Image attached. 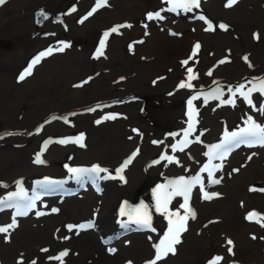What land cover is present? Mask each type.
I'll return each mask as SVG.
<instances>
[{
    "label": "rangeland",
    "instance_id": "1",
    "mask_svg": "<svg viewBox=\"0 0 264 264\" xmlns=\"http://www.w3.org/2000/svg\"><path fill=\"white\" fill-rule=\"evenodd\" d=\"M254 1L237 0L231 7L226 6L227 10L234 7L241 9L240 12H235L239 16L234 13L229 15L241 26L247 27L243 35L235 30L237 28L235 24L226 19L223 24L226 28L220 27L222 23L214 15V0H199V6H192L191 10L177 6L182 0H174V2L152 0L149 6H143V0H106L101 7H97V0H5V3L0 5V41L5 44L0 42V61L6 62L10 57V55L1 56L2 52L20 53L19 59L4 73L3 77H11L9 83L15 82L14 84L20 87L27 77L29 81L32 76L38 74L40 68L51 69L57 65L65 67L62 66L63 59L69 60L71 65L70 73L56 82L52 81V77L45 76L47 79L45 83L29 82L27 84H31L30 86L26 84L19 90L16 88L15 92L18 93L26 87V95L21 98L22 100L20 99L26 104L20 111H14L8 119L9 125L26 123L32 118L39 117L56 103L73 102L79 105L97 102L107 99L106 96L117 94L108 98H123L124 101L118 106L90 115L86 117L88 120L82 117V120L96 124L100 121L99 123L103 124L106 117L114 116L115 118L110 120L118 124L120 165L122 166L133 152H137L123 172L133 166L135 159L142 164L141 168L144 166L157 171L154 180L142 183L148 185L147 188L145 187L144 190L138 188L130 195L132 219L123 215L121 222H116L114 227L112 224L102 230L100 243L105 250L99 253L96 260L101 258L107 260L108 255L113 256L117 252L115 264H148L155 259L154 245L160 244L161 240L165 239L171 220L173 227L183 223L186 230L180 232V242L173 245L175 252H169L156 264H166L167 260L169 261L167 264H210L216 256L222 257L219 264H253L246 262V259L248 258L249 261L256 253L263 255L260 264H264V227L261 226L264 221L257 223L255 218L252 220L247 218L248 213L253 211L264 216L262 204L264 201L258 206L250 205L255 193L264 195L262 184L264 178L257 180L259 172L262 174L264 170L260 168L257 170L254 181L243 182L247 178L245 176L239 181L240 183L237 182L236 201L231 202V195L226 196L224 192H221L223 196L220 192L214 196V200L222 198L221 201L231 202L230 205L240 220L236 233L230 230L221 233L218 230L222 226L217 222H221V216L225 212L216 211L211 217L208 213L211 201L205 199L204 195L205 189L208 188L206 186L208 171L204 166L212 162L213 158L216 161L221 157L223 162L221 179H224L225 172L229 177L245 174L237 168L239 162L236 158V163H224L225 159L222 160L226 152L224 146L220 148L213 146L220 145L226 139V134L230 135L234 132L239 134L242 129L248 128L249 124L242 128L237 127L240 123L239 119L243 116H255L261 119L264 125V111L261 110L264 108L262 85L253 84L254 88L231 93L215 84L216 81L224 79H215L216 77L229 76L238 65L244 69L242 76L261 72L257 71L256 60L242 59L243 55H251L249 42L264 41V0L260 1L256 12L251 11ZM223 2L227 4V0ZM9 9L13 12L14 21L5 28L2 22ZM41 12L47 16L46 19L39 15ZM89 12L92 14L88 15ZM242 12L247 13L246 19L241 17ZM149 13L153 14L152 19L148 18ZM156 13H159L158 17ZM28 17L34 22L28 23L26 20ZM209 24L212 25L211 30H208ZM114 27L118 29L117 32L111 31ZM106 32L109 35L105 38ZM131 32H133L132 42ZM226 35L234 43H225ZM101 40L105 41L103 54L98 55L97 49L101 47ZM170 40L177 42L167 49L168 53L160 57L161 60H169L165 64L153 66L157 55L149 52V47L155 42L159 44V41L164 47ZM197 43L200 45L195 52L198 71L203 73L208 83L215 81L213 89L210 93L202 89L195 94L192 92L194 86L185 87V95L180 98L184 107L181 116L174 118V124L166 127L157 115L162 111L160 92L165 90L176 94L179 89L173 86L161 87L167 76L160 74L159 70L178 56L185 54L187 50H193ZM65 44L68 47H64ZM34 46L35 49L31 51ZM25 47L27 49L23 51ZM61 48L62 51L59 50ZM49 49H52L51 53L43 56L40 62L33 66L31 74L20 80V75L33 59ZM51 64L52 66L49 67ZM150 72L158 73L155 79L148 78ZM193 76L195 79L189 82L197 79L196 73ZM148 83L151 87L146 86ZM124 88L130 91L124 93L122 92ZM73 92H78L77 97L67 100L66 96H70ZM186 95H190L193 100L191 106L185 99ZM164 107L162 106V109ZM73 121L78 125V121ZM168 130H173V133ZM173 134L174 139L170 142ZM82 135L86 140V134ZM245 138L249 142L241 143L238 154L246 152L242 155H250L249 163L254 158L257 159L259 167L264 165L262 162L264 145L253 142L252 137L245 135ZM173 146H176L175 151ZM161 156H172L174 159L169 162L162 160ZM154 161L159 163H153ZM245 168L246 166L243 167ZM202 175L205 177L203 183L193 181V178L200 179ZM124 177L126 178L125 175ZM181 177L191 182L190 190L185 194H176V191L182 190L184 186L171 182ZM211 177L217 180L218 175L213 172ZM12 187L18 192L21 184H14ZM212 193H214L213 189ZM248 194V203H246ZM185 195L188 197L187 204H185ZM32 197L39 200L40 195L36 194ZM158 202L160 210H157ZM142 204L146 206L143 211H147L151 216L150 229L135 223L137 216L135 209L140 208ZM186 208H191L195 212L194 219L186 213ZM3 212L5 210L2 208L0 213ZM181 217H186V221H182ZM242 223L245 224L243 236L242 232H239ZM208 226L214 231L207 232ZM75 229L76 226H73L68 234H74ZM109 229H112L111 233ZM125 229L129 230L121 234ZM193 231L198 235L197 238L201 235V251H198L196 243L193 248L189 245V242H194L189 237ZM130 235L135 237L129 239ZM110 237L116 240L107 242ZM228 240L232 241L231 245L227 243ZM114 242L118 243V248L113 247ZM229 248L232 249L231 253L228 251ZM13 250L15 259L18 254L15 248ZM5 260L8 262L7 255Z\"/></svg>",
    "mask_w": 264,
    "mask_h": 264
},
{
    "label": "bare ground",
    "instance_id": "2",
    "mask_svg": "<svg viewBox=\"0 0 264 264\" xmlns=\"http://www.w3.org/2000/svg\"><path fill=\"white\" fill-rule=\"evenodd\" d=\"M223 1L214 0V15L222 24L226 20L235 24L237 26L235 30L243 35L247 31V27L241 26L229 15V13H234L239 16L235 12H240L241 9L238 8V10L234 7V9L227 10ZM260 1L255 0L253 2L251 11L256 12ZM151 4L152 0H143V6ZM241 17L246 19L247 13L242 12ZM26 20L28 23L34 22L29 17ZM13 21V12L9 9L7 16L4 15L2 26L6 28ZM130 39L132 42L133 32L130 33ZM0 42L4 44L3 41ZM176 42L177 40H170L162 47V43L159 41V44L155 42L153 46L149 47L148 51L157 55L153 61V66L165 64L169 60H161L160 57L168 53L167 49ZM225 43L234 42L226 35ZM248 47L251 50V55H243L242 59L247 57V60H256L258 62L257 71H261L258 74L255 72L254 74L242 76L244 69L239 67V65V68L233 65L237 69L232 74L216 77L215 79H224H220L216 83L215 81L208 83L203 77V73L198 71L196 56L191 49L162 67L159 73L167 77L161 87L169 88L173 86L179 89L176 94L165 92V90L160 92L162 95L159 97L160 110L162 111L157 115L164 125L166 127L173 125L174 118L181 116L184 107L180 98L185 95V87H179L182 82L190 83L192 87L194 86L192 92L195 94L202 89L210 93L214 83L219 85L221 89L231 93L254 88L253 84L262 85L261 82L264 81V41L249 42ZM26 49L27 47L23 51ZM34 49L35 46L31 51ZM9 55L10 57L6 62L0 61V201L6 202L0 205V210L2 208L5 210V212L0 213V227H7L12 223L17 208L22 212H26V214L16 215V225L9 228L7 232L0 233V264H33V262L35 264H107V262L115 264L117 252L113 256L108 255L107 260L103 258L100 260L95 259L99 257V253L105 250L100 243V234H102L103 229L108 228L112 224L114 227V222L122 216V206L124 215H132L130 195L138 188L142 190L145 187L147 188L148 185H143L142 183L154 180L157 177V171L144 166L141 168L142 164L135 159L133 166L120 174L123 177L124 175L126 176V178L124 177L121 180L116 172L121 167L117 122L106 119L103 124H96L86 122L82 120V117L88 120L86 117L116 107L124 99L108 98L117 96V94H113L106 96L107 99L80 103L79 105L73 102L56 103L51 106L49 111L42 113L41 116L32 118L26 123H16L11 126L8 119L13 115L14 111H20L26 104L21 102L26 95V87H23L18 93L15 92L16 88L19 90L29 82H32V84L45 83L47 76L52 77V81L56 82L70 73L71 65L69 60L63 59L64 64L62 66L65 65V67L57 65L51 69L40 68L38 74L36 73L32 76L31 80L28 81L27 77L24 83L17 87L18 84H14L15 82L9 83L11 77H3L6 69L11 67L20 57L19 52L16 54L1 53V56L4 57ZM185 60H187V64L182 63ZM38 66L37 68H39ZM51 66L52 64L49 67ZM189 68L192 69L191 73L188 72ZM205 72L206 68L204 69ZM195 73L197 74V79L189 82V77ZM156 75H158L157 72H150L148 78L155 79ZM30 85L27 84V86ZM146 86L151 87L149 83ZM129 91L130 89L128 88L122 90L124 93ZM77 94L78 92H73L70 96H66V99L75 98ZM185 99L187 102L192 100L190 95H186ZM162 106H165L164 109H162ZM249 117L255 124L264 128L261 119L255 116H243V118L239 119L240 123L237 127L242 128L248 125ZM73 120L78 121V125ZM168 131L171 134L173 133V130ZM82 134H86V140L83 139L82 141L83 146L75 142H59L61 140L74 141L76 137ZM173 139L174 134L170 137V142ZM238 147L233 145L228 150L227 145H224L226 152L222 156V160L225 159L224 163L226 164H233L238 160L237 168H240L245 174H236L233 177L231 176V178L225 172L224 179H221L220 174L223 172V162L220 156L216 161L213 158L212 162L204 166L206 171H208L206 186L211 190L206 188L205 193L211 195L213 194V189L214 193L224 192L226 196L231 195V202L236 201L237 182L240 183L239 181L245 176L247 178L243 182L254 181L257 170L259 168L264 170V165L258 166L257 159L253 158L252 162L249 163L251 160L250 155H242L246 152L239 155L238 150L240 148ZM38 154L41 155L44 163L38 164L35 162ZM262 162H264V156ZM93 166H99L107 169V171L99 174L87 171ZM244 166H246L245 169H243ZM69 169L84 171L73 173ZM213 172L218 175L217 180L220 183H210V179L214 180V178L209 177V173L212 174ZM87 175L91 176L84 178ZM258 178H264V173L260 174L259 172L257 180ZM204 180L205 177L202 175L198 182L203 183ZM14 184H21L18 192L14 191L12 187ZM262 184L264 185V182ZM36 194L40 195L39 200L32 197ZM221 194L223 196V193ZM10 196L12 199L9 200ZM248 196L249 194L247 195L246 203H248ZM221 199L214 200V196H212L211 200L209 199L211 202L209 203L208 213L212 217L216 211L225 212L221 216V222H217L218 225L222 226L218 230L221 233H224V230L236 233L240 220L235 215V211L230 205L231 202L229 203L227 200L221 201ZM261 201H264V195L255 193L250 205L253 207L258 206ZM262 204L264 206V203ZM7 205L12 206L9 207ZM53 208L57 209V211L53 212ZM37 213L40 214L38 215ZM89 223L93 225L91 228L78 227ZM69 225L76 226L74 234H68ZM244 226L245 224L242 223L239 231L242 232V236L245 233ZM111 230L109 229V233H111ZM208 231L214 230L208 226ZM197 236L195 231L189 235L190 239L194 241L192 243L189 242V245L193 248L196 243L198 251H201V235L198 238ZM133 237L135 235H130L129 239ZM114 240L116 239L110 237L107 242ZM120 243L121 241H119ZM113 247L118 248V243L115 244L114 242ZM14 248L18 254L15 259ZM65 252L67 254L61 256V253ZM6 255L8 262L5 260ZM262 258L263 255L256 253L249 261L247 258L246 262L260 264L263 261ZM19 259L21 261H18ZM168 262L167 260L166 264Z\"/></svg>",
    "mask_w": 264,
    "mask_h": 264
},
{
    "label": "snow or ice",
    "instance_id": "3",
    "mask_svg": "<svg viewBox=\"0 0 264 264\" xmlns=\"http://www.w3.org/2000/svg\"><path fill=\"white\" fill-rule=\"evenodd\" d=\"M105 2H106V0H97V7L103 6V4ZM173 2H174V0H173ZM236 2H237V0H227L226 6L227 7H231ZM4 3H5V0H0V5H2ZM177 6L184 7V8H186V10H191L192 6H195V7L199 6V0H182V2L180 4H178ZM93 11H95V9H93ZM91 14L92 13L89 12L88 15H91ZM39 15L44 16L45 19L47 18V16L43 12L39 13ZM155 15L158 17L159 13H156ZM148 18L152 19L153 18V14L149 13L148 14ZM201 19H203V17H201ZM220 27L221 28H226V26L223 25V24H221ZM211 29H212V25L209 24L208 30H211ZM111 31L112 32H117L118 29L114 27V28L111 29ZM104 35H105V38H106L109 35V33L106 32ZM104 43H105V41L101 40V47L99 49H97V54L98 55H102L103 54L102 53V49H103ZM64 47H68V45L65 44ZM199 47H200L199 43L194 45L193 54H195L196 50H198ZM59 50L62 51L63 48H61ZM51 51H52V49H49L47 52H42V53H40V55H38L36 58H34L32 63L29 64L28 68L24 71V73H22L20 75L19 79L23 80L25 78V76L30 75L33 66L35 64L39 63L43 56L50 54ZM245 59L247 60V57H245ZM182 63L187 64V60L183 61ZM188 72L191 73L192 69L189 68ZM191 79H195V77L194 76H190L189 80H191ZM261 84H262V90H264V81H262ZM179 87H192V85L190 83H183L182 82L179 85ZM245 98H247V96ZM193 99H195V97H193ZM225 102H227V101H225ZM249 102L251 103V101H249ZM188 103L191 106L192 100H189ZM261 110L264 111V108H262ZM106 118L107 119H114L115 117L114 116H108ZM99 122L100 121H97V123H99ZM190 127H191V125H190ZM37 131H39V129H37ZM9 134H11V133H9ZM187 134L188 133L186 132L185 135H187ZM245 135L247 137L254 138L253 142L260 143V144L264 145V128H261L259 125L255 124V122H253L251 120V117H249V127L248 128L242 129L241 133H239V134L235 133V132L231 133L230 135L226 134L225 141H223L221 145H216V146H213V147L214 148H220V147H222L224 145H227L228 150H230L231 146H233V145L238 147L241 143H248L249 141L245 138ZM82 141H83V135H81L79 137H76L74 141L61 140L59 142L60 143L75 142V143H80L81 146H83ZM153 143H156V141H153ZM175 150H176V146H173V151H175ZM181 150H183V149L181 148ZM135 155H137V152H133L132 156H130L127 160H125L123 165L116 170L117 175L120 176L121 180H123L124 177L122 175H120V174L123 172V169L126 168L131 163L132 158H134ZM161 159L162 160H168L169 162H172L174 157H172V156H161ZM35 162L38 163V164L44 163V161L41 159V155L40 154H38L36 156ZM153 163H159V161H154ZM217 167H219V166H217ZM69 171L73 172V173H76V172L84 171V170L69 169ZM87 171H91V172H95V173L99 174L100 172H106L107 169L101 168L99 166H93L91 169H89ZM209 176L211 177V173H209ZM193 181L194 182H198L199 181V177L193 178ZM171 183L176 184V185H183L184 186L182 190L178 189L176 191V194H185V193H187L190 190L191 182L185 181L183 177H181L179 180L172 181ZM210 183H220V181L219 180H211L210 179ZM158 187H162V186H158ZM204 195H205V199H211L212 196H215V195H218V194L213 193V194L209 195L208 193H205ZM8 199L10 200V199H12V197L10 196ZM187 199H188V197H187V195H185V204H187ZM5 203H6L5 201H0V205H3ZM7 206L11 207L12 205H7ZM182 207H184V205H182ZM145 208H146V206L142 204L140 206V208L135 209V212L137 213V216H136V219H135V223H137L138 225H142L145 228H149L150 229L151 228V216L149 215V213L147 211H143V209H145ZM157 210H160L159 202L157 204ZM52 211L55 212V211H57V209L53 208ZM186 213L188 215H190L191 218H193V219L195 218V212L191 208H186ZM25 214H26V212H22L19 208H17V210H16V212L14 214L12 223L9 224L7 227H0V233L7 232L9 230V228H12V227H14L16 225V220H15V216L16 215H25ZM37 214L39 215L40 213H37ZM124 214H125L124 213V208L122 206L121 215H124ZM247 218L250 219V220L255 218L257 223H261V221H264V216H261L259 213H256L255 211L249 212ZM129 219L131 220L132 217L130 216ZM181 220L182 221H186V217H181ZM92 226L93 225L91 223H89V224H86V225H80L78 227L79 228H91ZM261 226L264 227V223H261ZM68 228H69V230H71L73 228V226L69 225ZM184 230H186V228H185L183 223L180 224L177 227H173V221L169 220V231H168V233H165V239L161 240L160 244L154 245V247L156 248L155 259L149 261L148 264H156V262L158 260L162 259L169 252L174 253L175 252V248H174L173 245L174 244H178L180 242L179 234H180L181 231H184ZM253 238L255 239V237H253ZM227 243L229 245H231L232 241L228 240ZM110 251L114 252L115 249H110ZM228 251H229V253H231L232 249L229 248ZM66 254H67L66 252L65 253H61V256L66 255ZM221 259H222V257L216 256L212 261H210V264H219ZM33 264H35V262H33Z\"/></svg>",
    "mask_w": 264,
    "mask_h": 264
},
{
    "label": "water",
    "instance_id": "4",
    "mask_svg": "<svg viewBox=\"0 0 264 264\" xmlns=\"http://www.w3.org/2000/svg\"><path fill=\"white\" fill-rule=\"evenodd\" d=\"M123 219H121V217H120V219H118L117 221H115L114 222V224H116V222H121ZM122 232H125V231H122Z\"/></svg>",
    "mask_w": 264,
    "mask_h": 264
}]
</instances>
